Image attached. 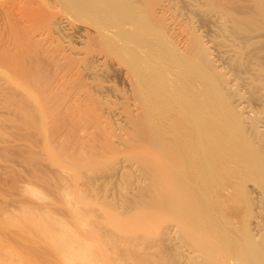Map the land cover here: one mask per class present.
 Masks as SVG:
<instances>
[{
  "label": "bare ground",
  "instance_id": "1",
  "mask_svg": "<svg viewBox=\"0 0 264 264\" xmlns=\"http://www.w3.org/2000/svg\"><path fill=\"white\" fill-rule=\"evenodd\" d=\"M51 4L63 15L54 18L56 27L76 31L87 47L78 57L73 38L64 44L74 58L68 60L76 59L60 74L67 82L60 85L59 77L62 87L53 85V74L43 76L39 67L21 83V73L17 80L13 71L5 75L31 98L48 92L31 107L16 99L23 110L16 139L24 147L11 154L32 167V181L51 178L39 168L43 160L60 174L48 193H58L53 198L67 216L40 207L45 202L30 208L39 219L27 224L46 243L36 254L73 264H264V0ZM111 68L125 87L118 105L101 100L112 87L98 78ZM103 112L120 119L112 125ZM69 118L75 130L65 124ZM62 121L70 130L57 138ZM33 190L24 192L37 197Z\"/></svg>",
  "mask_w": 264,
  "mask_h": 264
},
{
  "label": "rangeland",
  "instance_id": "2",
  "mask_svg": "<svg viewBox=\"0 0 264 264\" xmlns=\"http://www.w3.org/2000/svg\"><path fill=\"white\" fill-rule=\"evenodd\" d=\"M19 1H22V2H19ZM38 1L39 0H29V2H28V0H0V74H2V75H0V81H1L0 82V94H1L0 95V102L2 101L0 103V105H1L0 106V131L1 132L4 131V132H2L3 135L0 133V138L1 139L4 138L3 140L0 139L1 140L0 141V149H2V150H0V151H2L1 154H0V157L2 155H4V156L7 155L9 157L8 158L7 156H5V157L2 156L0 158L1 160H3V161L0 160V264H63V261H64L65 264H73V259L72 258H67L66 260H61L60 259L61 260L60 261L57 258H52L53 256L48 255V257L46 258V259H49V261H48V260L45 259V257L44 258L39 257L38 254H36V252L39 251V249L44 248L46 243H45L44 240H41L39 238L37 232L36 231H32L33 229H30V225L27 224V223H29L32 226H35L36 221L39 219V215L37 213L29 214V213H31L30 212V208H33V205L35 203H36V205H38L37 203H40V202L44 203L45 202L44 205L42 204L43 206H40V204H39V206L40 207H47V209L51 208V209L48 210V212H50V213L53 212V215L59 216V214L64 212V211H61V210H63V208L61 209V206H59L60 202H57L58 203L57 204L56 200L53 198V197H55L56 199H58L57 198L58 193H56L57 196L52 194L54 192L48 193L49 189H53L54 190V188H52V187H53V185L55 183L56 184L54 185V187L58 183H60V181L56 180V179H58V177H57L58 174L55 175L53 173V172L58 173L57 172V168H54L55 165L52 166V164H47L48 162L46 160H43L42 163H44L45 166H43V164L40 163L42 165H40L41 167H39V168H44V172L46 171L45 169H48V171H46V172H47V174L49 173L50 177L53 178V179L49 178L50 179L49 180L48 178H46V176H49V175L45 174L46 183H43V181H40V180H39L40 182L38 180L35 182L34 179L32 181L31 175H30V177H29V175H27L28 172L30 171L29 170L30 165L27 166V168H26L23 163H19L20 161L16 157L13 158V155L17 154L16 151H18L19 146H20V148L24 147L23 146L24 142H19V141H23V140H19V139H21V135H17V134H19V132H21L20 131L21 128L18 127L19 124H20V122H18V120H21V117H22V115L18 114V113H23V110H20L19 108H16L17 105L21 104L22 100H25V101H30V105L28 106L29 102L26 103L25 101H23V103L20 105L21 107H23V104H24V107L35 106V105H33V103L35 101L36 102H41L40 100L43 101V98H44V100H46V96H47L48 92L46 94H43V98H41L42 94H37V95H39V98H41L40 100L38 99V96L37 97L35 96L34 98H31L30 96H27L28 95V93L26 92L27 90H25V88L23 89L22 85H18L17 86L16 84H12V82H13L12 80L5 81V80L10 79L8 77L6 78L5 75L10 77L12 75V73H14L13 76L17 77L15 79V80H17L20 77V75H19L20 73H21V76H24V75H28L29 73H32L30 71L37 72V73L41 72L40 73L41 75H42V72H43L44 73L43 76L50 75V77H51L52 74H53V76H52L53 80L51 82L53 83V85H55V84L58 85V82L60 81V79L63 80L62 76L60 77V74L62 73V71L65 70L63 68L67 67L66 69H68L72 65L75 67L74 64H76V63L72 64V62H76V59H75V61H71L74 58L72 59V57L69 58V57L66 56L67 52H65L63 50L64 49L63 46H65L64 44L67 43L66 42L67 40L72 41V38L74 40L76 39L75 41L73 40L71 42V43H75V44H73L74 46L76 45V47L79 48L83 44V41L81 40L82 37H78V34H77L76 31H74V32L71 31V29L67 28V26H65V28H64L63 27L64 25L62 27H60L61 25L59 27H56V25L54 24V21H55L54 18H56V17L59 18L60 16H61L60 18H62L63 15L58 13V12H60V11H57L58 8L56 10H54V9L52 10V7H51V5H52L51 1L52 0H44V1L42 0V1H39V2ZM46 2H47V4H46ZM174 3L177 4V6H179V7L176 8L175 7L176 5L172 6ZM44 4L47 5V6H45ZM173 4L172 5L170 4V6H172V8L170 10L168 9V11H166V13L169 12L168 14H166V15H169V17H171L172 10H174V8H176L175 10H179V11H180V8H181V6L178 5L179 3L173 2ZM29 7H31L30 9H32V10L28 9ZM54 8H55V6H54ZM36 9H40L41 11L40 10H36ZM28 10H30V11H28ZM43 10H45V12ZM34 12H36V13L37 12L38 13H43L44 12L45 14L38 15V14H35ZM47 12H49V14H52V16H51L52 17V22L50 20L51 17L50 18L47 17V16H49V14ZM174 12L175 11H173V13ZM176 12H178V11H176ZM31 13H33V16H32ZM42 17H46L45 19L48 18V21H50V23L47 24L46 22H48V21L42 20V21H44V23H46V25H44L42 23V21L39 20V19H42ZM166 17H167V19L169 18L168 16H166ZM34 18H37V19H34ZM33 19L34 20H38L42 24H39V22H35ZM35 23L38 26H36ZM33 25H35L34 27H38V28L30 27V26H33ZM53 25H55V28L53 27ZM29 27L31 28V30H30ZM43 27H44V29H43ZM51 31L54 34H51ZM70 32H73V33L70 34ZM75 32H76V34L74 35ZM19 40L21 42H19ZM20 43H21V45H19ZM59 45H62V46H59ZM83 47H84V45L81 46V48L83 50L81 48H80L81 50H79L77 48L80 51L78 53L79 55L76 54V55H78V57H81L83 55L82 53L84 52V49L87 48V47H85V48H83ZM53 53H54V55L60 56V57L57 59L56 56H53ZM59 53H61V54H59ZM52 56H53V58H52ZM61 56H63V57H61ZM54 57L58 60L57 63H61V65L57 64V66H56L55 65L56 63L54 64V60H53ZM64 57H65V59H64ZM1 59H3V60H1ZM68 59H71V60H68ZM42 60H43V62H42ZM2 61H3V63H2ZM5 61H6V63H5ZM10 62H12V63H10ZM65 62H68L69 64H66ZM11 64H13V65H11ZM40 64H42V66ZM50 64H51V66H50ZM70 64H72V65H70ZM1 65H3V66H1ZM14 65L16 66L15 69L13 67ZM53 65L55 66L54 67L55 69L53 68ZM68 65H70V66L68 67ZM43 66H45V67H43ZM62 66H64V67H62ZM26 67L29 70H26ZM37 67H39V69L42 70V71H40ZM9 69H12V70H9ZM33 69H35L36 71H34ZM45 69H47V70L45 71ZM1 70L4 72V74L1 73L2 72ZM6 71H7V74H6ZM26 71H29V72H26ZM10 72H12V73H10ZM106 72L107 71H105V73H103L105 75H103V74L99 75L98 79H100L101 77L102 78L106 77L105 81L107 82V87H112V88H115V89L110 88L111 90H113V91H111L108 88L104 87L109 92L106 93L105 92L106 90L104 89L105 90L104 93H106V94H104L102 92L103 94L101 95L102 96L101 100H104V99H105L104 101L115 100L116 101L115 104L118 105V103H119V101L121 100V97H122L121 96L122 93H123L122 90L123 89L125 90V87L122 86V84H124V83H122V79L120 78V74H119V72L117 70L111 68V69H109V71L107 73ZM24 77H25V79L19 78L20 83L22 82V80L24 81V80L27 79V76H24ZM59 77H60V79H59ZM66 78H64L63 81H60V83H61L60 85H62V86L65 85L64 81L66 80ZM89 80L90 79L87 78L88 82H89ZM10 81H12V82H10ZM103 81H104V79H102L100 82L102 83L103 86H105L106 84H104ZM66 82H67V80H66ZM20 83L18 82V84H20ZM23 83H25V82H23ZM9 84L12 87H8V86H10ZM57 85H55V86H57ZM60 85H58V86H60ZM1 86H3V87H1ZM62 86H60V87H62ZM26 87H29V86H26ZM51 87H53L54 89L56 88L54 86H50V88ZM10 88H12V89H10ZM59 89H61V88L55 89V91H57ZM72 89H73V85H72ZM14 90H15V92H13ZM51 90L53 91V89H51ZM74 90H75V88L73 89V91ZM16 91H19L20 93L23 92L24 94L23 93L20 94L19 92H16ZM8 92H10L12 94L13 98L11 97L10 94H8ZM114 93H116V94H114ZM6 94H8L7 97L5 96ZM117 94H120V95H117ZM17 95H19V96H17ZM20 95H22V98L20 97ZM3 96H5L6 98H4ZM25 96H26L27 99L23 98ZM108 96L109 97L111 96V97L109 98ZM9 98H10V100H9ZM71 98H72V96H71ZM118 98H120V99H118ZM11 99H15V100L16 99H22V100H16V101H18L17 102L18 104H16V102H14L15 100H11ZM28 99H30V100H28ZM8 100H9V102H8ZM12 101H13V103H12ZM3 103H4V105L5 104H9L12 107L11 106H6L5 107L3 105ZM5 110H6V112H5ZM85 110H87V109H85ZM103 113H104L103 114L104 116H107V115L109 116V117L107 116L108 117L107 121H110V123L112 122L111 123L112 125H113V123L115 125L116 121H118L119 117L117 115H115L116 112H114V114L112 113L113 115L112 114L111 115L106 114L105 112H103ZM14 115H17V116L15 117ZM18 116L19 117L21 116V117L19 119H16V118H18ZM13 117H14L15 120H13ZM25 118H27V117H25ZM109 118H111V120H109ZM69 119H65L64 120L65 122H66V120H69L66 123L64 121H62V124H61L62 127H59L58 130H57V131H59V133H58L59 135L56 134V135H58L57 138H60V134L67 133V130H70V129L75 130L74 127L73 128H72V126L70 127V124H77V123L74 122L75 120H72L71 118H69ZM14 121H17V126H15L16 122H14ZM70 121H72V122L68 123ZM13 123H15V124L12 125L13 126L12 127L11 124H13ZM64 123L65 124L68 123L67 126H69L70 129L69 128L63 129V128H65ZM9 126H11V127H9ZM14 127H15V129H14ZM17 127H18V130L16 129ZM1 128H3V129L1 130ZM6 128H7L8 131H5ZM9 128H10V130H9ZM60 128H62V129H60ZM9 131H10V133H12L11 135H9ZM64 131H66V132H64ZM13 133H14V135H13ZM76 133L77 132H75L74 134H76ZM4 134L8 135V137L6 135H4ZM68 134H71V133H68ZM67 135H65V136H67ZM12 136H15V137H12ZM18 136H20V138ZM68 136H70V135H68ZM73 137L74 136H72V138ZM11 138H13V139L10 142ZM16 138H19V139H16ZM61 138H63V137H61ZM64 138H66V137H64ZM13 140L15 142H13ZM70 140L72 141V139H70ZM4 143H6V144H4ZM14 144H16V145H14ZM20 144H22V145H20ZM4 145H7L9 148H7V146H4ZM9 145H11V146H9ZM11 154H13V155H11ZM7 158L9 159V161H8ZM14 159H17L19 162H16V160L14 161ZM44 161H46V162H44ZM22 165H24V166H22ZM49 165L51 167H49ZM30 169H31V173H32V167ZM49 171H51V172H49ZM17 172H19L20 175ZM22 175H23V177H22ZM25 175H27V176H25ZM19 176H21V177H19ZM58 176H60V174ZM67 176L69 178V175H67ZM26 177H28V178L26 179ZM59 178L61 179L62 176L59 177ZM63 178H64V180L68 179L67 177H66L67 178L66 179L64 176H63ZM47 180L49 182H47ZM22 181H25L27 183L22 182ZM23 183H25V184H23ZM30 183H32V184H30ZM33 185H35V186H33ZM21 187H24L23 191H22ZM31 187H35L37 189V191L33 190L32 194H36L37 197L39 195L40 196L43 195L44 197H40L39 196V198H37L36 196L29 194V192H24V191H29V190L32 191V189H35V188H31ZM28 188H30V189H28ZM26 189H28V190H26ZM53 190H51V191H53ZM38 191H40V192H38ZM20 192H22L24 194H22ZM38 193H40V194L38 195ZM25 194H26V196H25ZM47 194H50L51 196L48 195L49 196L48 197V196H46ZM34 197L37 198V199H35ZM41 198H45V199H41ZM37 200H38V202H37ZM36 205L34 207H36ZM43 209H46V208H43ZM59 212H61V213H59ZM62 215H63V218L67 216V215L65 216V213H63ZM59 217H62V216L60 215ZM101 224H102V226H104V220H103V223L101 222ZM14 228H16V229H14ZM43 260H45V261H43ZM139 264H140V262H139ZM141 264H143V263H141Z\"/></svg>",
  "mask_w": 264,
  "mask_h": 264
}]
</instances>
